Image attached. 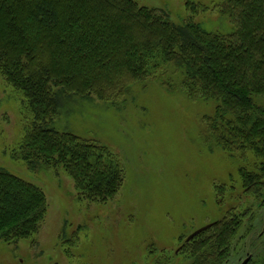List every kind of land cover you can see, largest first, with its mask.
<instances>
[{
    "label": "trees",
    "instance_id": "obj_1",
    "mask_svg": "<svg viewBox=\"0 0 264 264\" xmlns=\"http://www.w3.org/2000/svg\"><path fill=\"white\" fill-rule=\"evenodd\" d=\"M186 8L191 16L205 10L193 0ZM213 8L231 32H208L192 17L174 24L133 0H0V77L23 96L28 116L19 158L31 170L63 168L87 201L110 200L122 184L117 162L55 121L76 97L117 106L133 84L151 79L190 102L215 103L201 121L207 139L258 161L240 176L264 208V0ZM46 206L38 187L0 168V242L34 235ZM241 221L227 213L181 250L192 264H225ZM251 264H264V237Z\"/></svg>",
    "mask_w": 264,
    "mask_h": 264
},
{
    "label": "rangeland",
    "instance_id": "obj_2",
    "mask_svg": "<svg viewBox=\"0 0 264 264\" xmlns=\"http://www.w3.org/2000/svg\"><path fill=\"white\" fill-rule=\"evenodd\" d=\"M133 1L174 24L192 17L211 33L233 29L213 8L221 0H193L205 10L192 16L188 0ZM25 107L0 77V168L38 187L47 203L34 235L0 242V264H192L191 254L176 251L227 213L242 221L225 264L255 260L264 208L243 186L240 170L256 171L258 161L250 153L231 157L208 141L201 121L214 102H190L150 79L133 84L117 106L79 97L65 103L55 128L103 146L121 169V187L104 203L84 199L63 168L31 170L19 158Z\"/></svg>",
    "mask_w": 264,
    "mask_h": 264
},
{
    "label": "water",
    "instance_id": "obj_3",
    "mask_svg": "<svg viewBox=\"0 0 264 264\" xmlns=\"http://www.w3.org/2000/svg\"><path fill=\"white\" fill-rule=\"evenodd\" d=\"M209 226H210V225H207V226H205V227H203V228L197 230L195 233H193L192 235H190V236L188 237L187 241H189L192 237H194L195 235H197L199 232L205 230V229L208 228ZM248 260H249V259H245L244 261L241 262V264H247Z\"/></svg>",
    "mask_w": 264,
    "mask_h": 264
},
{
    "label": "flooded vegetation",
    "instance_id": "obj_4",
    "mask_svg": "<svg viewBox=\"0 0 264 264\" xmlns=\"http://www.w3.org/2000/svg\"><path fill=\"white\" fill-rule=\"evenodd\" d=\"M209 225H211V224H209ZM206 226H207V225H206ZM204 227H205V226H204ZM192 238H193V237H192ZM192 238H191V239H192ZM187 239H188V238L185 239V242H188ZM191 239H190V240H191ZM182 247H183V246H181L176 252H179V251L181 250Z\"/></svg>",
    "mask_w": 264,
    "mask_h": 264
}]
</instances>
